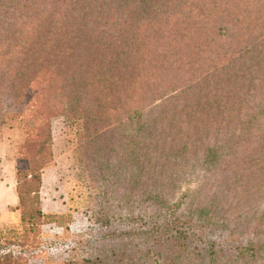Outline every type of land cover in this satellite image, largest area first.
Returning <instances> with one entry per match:
<instances>
[{
	"label": "trees",
	"instance_id": "16d2710c",
	"mask_svg": "<svg viewBox=\"0 0 264 264\" xmlns=\"http://www.w3.org/2000/svg\"><path fill=\"white\" fill-rule=\"evenodd\" d=\"M0 92L36 116L0 264H264V0H0ZM65 115L98 197L58 258L42 192Z\"/></svg>",
	"mask_w": 264,
	"mask_h": 264
},
{
	"label": "rangeland",
	"instance_id": "374dc122",
	"mask_svg": "<svg viewBox=\"0 0 264 264\" xmlns=\"http://www.w3.org/2000/svg\"><path fill=\"white\" fill-rule=\"evenodd\" d=\"M2 93L0 92V132H4L9 126L13 125L17 126L22 134H25L27 129L35 126L36 116L21 104L23 102L22 98L13 103L9 97L7 98ZM82 132V120L65 115L57 117L53 121L56 164L48 172L42 192L43 210L48 214V218L47 225L43 230L44 237L40 242L46 243L45 248H43L44 252H49V254L58 258L64 257V250L67 245L72 246L70 244L74 240L72 234L83 235V239L90 238L91 199L98 197L96 196L95 185H91L81 167L79 158L81 147H79L78 140ZM16 159V171L27 166V161L20 159L19 156ZM193 180L192 178L190 181L194 182ZM186 183L182 184V191H179L176 200L183 193L193 190L196 186L195 184L188 185ZM190 196L194 198V191ZM15 208L13 210L16 212ZM55 222H62L69 227L70 234H65L63 229L58 227ZM0 231L2 232L0 248L3 252L14 250L12 247L24 240L19 215L12 223L1 227ZM9 243L12 245H9ZM32 264H43V262L36 260L32 261Z\"/></svg>",
	"mask_w": 264,
	"mask_h": 264
},
{
	"label": "crops",
	"instance_id": "0c3cea01",
	"mask_svg": "<svg viewBox=\"0 0 264 264\" xmlns=\"http://www.w3.org/2000/svg\"><path fill=\"white\" fill-rule=\"evenodd\" d=\"M22 136V132L13 125L4 132H0V228L12 223L18 217V212H15L13 208L18 204L16 158L23 139ZM51 169L45 172L43 184Z\"/></svg>",
	"mask_w": 264,
	"mask_h": 264
}]
</instances>
